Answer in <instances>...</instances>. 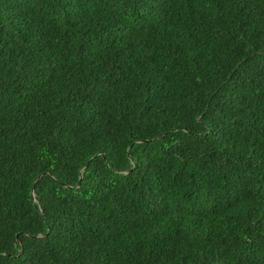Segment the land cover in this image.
Returning a JSON list of instances; mask_svg holds the SVG:
<instances>
[{
  "label": "trees",
  "instance_id": "16d2710c",
  "mask_svg": "<svg viewBox=\"0 0 264 264\" xmlns=\"http://www.w3.org/2000/svg\"><path fill=\"white\" fill-rule=\"evenodd\" d=\"M0 264H264V0H0Z\"/></svg>",
  "mask_w": 264,
  "mask_h": 264
},
{
  "label": "water",
  "instance_id": "95a60500",
  "mask_svg": "<svg viewBox=\"0 0 264 264\" xmlns=\"http://www.w3.org/2000/svg\"><path fill=\"white\" fill-rule=\"evenodd\" d=\"M38 177H39V176H38ZM38 177L36 178V180L38 179ZM36 180H35V181H36ZM32 197H33V194H32Z\"/></svg>",
  "mask_w": 264,
  "mask_h": 264
}]
</instances>
